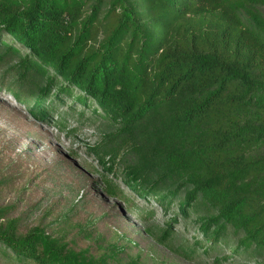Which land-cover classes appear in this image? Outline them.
Here are the masks:
<instances>
[{
  "label": "trees",
  "instance_id": "trees-1",
  "mask_svg": "<svg viewBox=\"0 0 264 264\" xmlns=\"http://www.w3.org/2000/svg\"><path fill=\"white\" fill-rule=\"evenodd\" d=\"M0 76L18 101L47 106L76 88L110 127L101 161L163 203L193 190L183 215L264 256V0H0ZM8 210L4 257L112 264L42 225L20 231Z\"/></svg>",
  "mask_w": 264,
  "mask_h": 264
},
{
  "label": "rangeland",
  "instance_id": "rangeland-1",
  "mask_svg": "<svg viewBox=\"0 0 264 264\" xmlns=\"http://www.w3.org/2000/svg\"><path fill=\"white\" fill-rule=\"evenodd\" d=\"M66 84L61 80L55 98ZM59 95L47 106L18 101L0 86V206L9 207L20 231L42 225L76 249L110 254L112 264H263L264 256L237 251L234 240L215 243L222 238L215 226L206 229L209 220L183 215L193 190L163 203L166 193L152 196L118 164L101 161L95 149L110 127L95 115L97 104L78 100L76 88ZM105 177L121 197L108 194ZM166 230L170 236L161 240ZM0 264L25 263L0 251Z\"/></svg>",
  "mask_w": 264,
  "mask_h": 264
}]
</instances>
